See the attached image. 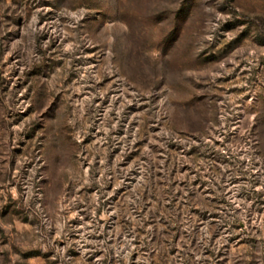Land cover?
Masks as SVG:
<instances>
[{
	"label": "rangeland",
	"instance_id": "374dc122",
	"mask_svg": "<svg viewBox=\"0 0 264 264\" xmlns=\"http://www.w3.org/2000/svg\"><path fill=\"white\" fill-rule=\"evenodd\" d=\"M0 264H264V0H0Z\"/></svg>",
	"mask_w": 264,
	"mask_h": 264
}]
</instances>
